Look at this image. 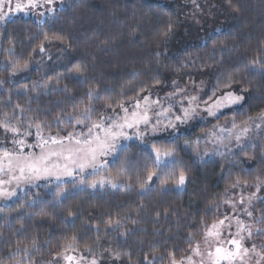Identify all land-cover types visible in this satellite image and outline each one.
I'll return each mask as SVG.
<instances>
[{
	"label": "trees",
	"instance_id": "1",
	"mask_svg": "<svg viewBox=\"0 0 264 264\" xmlns=\"http://www.w3.org/2000/svg\"><path fill=\"white\" fill-rule=\"evenodd\" d=\"M222 1L234 22L213 32L215 21L205 42L173 55L162 51L167 37L181 24L178 12L149 0H73L44 22L31 17L8 21L0 26V81L4 82L0 84V120L5 113L9 118L15 113L12 123L21 132L34 134L38 123L45 134L86 133L84 125L69 123L68 117L79 115L89 103L93 119H99L113 111L105 107L106 101L118 110L119 101L128 105L130 98L168 90L175 81L192 78L208 80L203 99L207 100L218 81L220 90L227 91L223 85L232 76V90L246 89L241 93L245 100L215 121L249 122V117L264 113V0ZM13 64L21 68L27 64V68L13 74ZM77 66L83 76L75 73ZM93 89L99 99L95 95L89 99ZM30 122L33 126L27 128ZM208 126L197 125L150 145L137 140L123 145L108 165V174L120 185L114 190L76 188L73 180L29 189L0 205V260L15 264L10 254L17 246L31 250L17 259H31L34 264H57L69 245L90 260L107 264H171L172 254L177 261L189 255L220 217L237 177L248 184L257 183V176L264 181V136L244 151L195 159L187 147ZM0 132L5 138L13 137L3 128ZM152 144L174 145L179 163L167 168L165 175L183 169L188 177L184 187L162 188L154 177L149 191L140 190L138 181L146 178L147 168L154 167ZM126 182L134 186L124 187ZM58 185L66 190L62 198L55 196ZM258 213V226L264 228L259 222L264 198ZM33 240L39 251L32 248Z\"/></svg>",
	"mask_w": 264,
	"mask_h": 264
},
{
	"label": "snow or ice",
	"instance_id": "2",
	"mask_svg": "<svg viewBox=\"0 0 264 264\" xmlns=\"http://www.w3.org/2000/svg\"><path fill=\"white\" fill-rule=\"evenodd\" d=\"M61 4L64 0H60ZM55 0H43V4L52 5ZM231 3V0H228ZM41 0H15L13 5V0H0V21H5L8 19L11 13H20L26 11H32L38 7H41ZM48 11L54 12V8H49ZM40 15H44L43 12ZM171 25H169V31H171ZM165 36L168 33H164ZM47 39V36L45 37ZM40 51H44L43 45H40ZM256 62H253L255 64ZM264 67V65H261ZM27 68V64L23 68L12 65L13 74L17 71H23ZM75 73L79 76H83V72L79 66L74 69ZM135 75V73H133ZM232 76H229L223 87L228 89L227 91H221L218 86L211 93V96L207 100H200L198 96H191L188 98V106H183V100L177 101L181 104L180 115H170L173 108L172 103H168L165 108L161 105L159 99L153 100L151 94L148 95H138L137 97L131 99L132 111H129V107L125 106L123 101L116 103L115 107L119 108L123 115L115 114L105 117L103 114L100 115L99 119H93V106L89 103L88 106L83 107L79 115H70L68 117V122H75L78 125H84L87 128V132L72 133L69 132L65 136H60L59 133L56 135H49L45 138L41 135V125L35 124L36 128V142L34 144L26 143V140L22 137H27L32 135L31 132L25 130L21 132V127L18 124H13L12 119L16 118L15 113L11 118L5 113V119L0 120V128H3L5 132L13 133L12 143L14 145L13 150L7 148H0V174L8 176V179L0 178V198L11 199L16 196L15 190H6L5 185H11L13 181L16 182V187H19L21 183H32L39 179L55 178L56 180H61L62 177H73L75 181V173L79 171L80 177L76 181L77 186L87 185L91 188H96L98 185L101 187L107 183L112 188H116L120 185L116 183V178H109L107 180H86L84 173L88 170L90 175H98L102 170L107 169L108 161L104 159L109 155H115L118 149L122 148L121 141H127L133 137L128 134V129H134V135L137 139L143 140L149 132L156 133L162 129L171 128L176 132L179 131L178 125L186 124L188 121L194 119L198 115V110L206 112L210 116H217L224 108H230L234 105H240L244 102L245 97L243 94H237L235 90H232V85L234 83ZM4 83L0 81V84ZM59 83V81H56ZM158 84L159 81H156ZM175 83V82H174ZM42 87H47L43 85ZM67 91V89H64ZM141 92L146 91V89H141ZM246 91V89H241V93ZM217 92L220 94L217 95ZM88 97L91 99L94 95L99 99L98 91L93 89L88 92ZM178 95V93H169L168 97ZM152 105L160 106L161 111L156 113L157 118L155 120L149 115V111L152 109ZM203 105V107H201ZM105 107L112 109L115 113V108L112 103L105 102ZM20 113L24 112V109L20 107L19 104L16 105ZM164 116L167 123H163L158 117ZM59 123L64 121L57 118ZM249 120L253 122L256 128L261 127L264 124V113H261L258 117H249ZM259 123H256V121ZM33 124L30 122L27 128H31ZM143 126V130H141ZM250 131V128L245 122V126L241 127L233 119L231 128L217 126L215 130L209 132L207 135L215 137L220 143H223V139L217 134L219 133H229L226 137L228 143L230 144L233 140L237 142V146L240 147L241 151H244V146L240 144L241 138ZM187 147V146H186ZM37 148L38 152L30 151L25 153L24 149ZM151 150L153 153L152 161L153 168L146 169V178L143 181H138V186L142 192L149 191V182L152 181L153 177H157L162 188H168L169 185H174L177 188H182L188 179L186 172L181 169L174 171L171 175H165V170L169 167L175 168L179 163L177 160L176 148L173 146H157L156 144L151 145ZM197 158H202L200 152H194ZM121 173H118V176ZM257 183L253 186L256 191H260L261 185L264 181L261 180L259 176L256 177ZM241 184L247 186L248 181H241L239 177L236 178L235 182L230 185L231 188L235 189ZM124 187L131 188L134 185L131 183H125ZM60 190L55 192L57 198H62L66 195V190L57 186ZM227 191V189H226ZM254 198L250 196L248 198L249 205ZM225 203H231V201H225ZM240 204H244V199L241 197ZM233 207L235 205L233 204ZM243 211L249 217L253 215V212L249 208H244ZM71 215V213H69ZM225 220H229L227 216L225 219L219 220L214 223L211 229L207 232L205 237V243H207V237L212 236L216 238L215 250L209 251L207 253L211 264H222V262H227V264H247L245 257L249 255L250 252L255 253L259 257L256 264H260V261H264V254L256 250V245L252 244L251 247L245 246L243 243L246 239H250L253 236L252 226L246 224L239 217L235 218L236 230L233 234L230 229L232 227L231 222L227 225L228 238L227 240L221 239L224 233L219 230V226L225 225ZM260 223H264V215H262ZM109 225L113 222L108 221ZM135 223V221H133ZM118 226L120 221H115ZM256 233L264 235V228L256 229ZM75 240L76 238L73 237ZM227 243L231 247H224L223 245ZM68 247H72L69 245ZM32 248L36 251L39 249L36 246V241L33 240ZM30 249L20 248L17 246L15 252L10 254V259L15 261V264H34L31 259L21 261L17 259L20 256H28L30 254ZM89 252L92 251L91 248L88 249ZM195 255L200 256V245L196 243V247L193 249ZM65 260L72 261L74 257L64 256ZM119 258V254H117ZM80 259H85L83 256ZM184 259H187L188 264H195L191 256L187 258H181L177 261L174 254H172L171 264H184ZM0 264H5V261L0 260ZM89 264H97L96 259H92ZM200 264H203V259H201Z\"/></svg>",
	"mask_w": 264,
	"mask_h": 264
},
{
	"label": "rangeland",
	"instance_id": "3",
	"mask_svg": "<svg viewBox=\"0 0 264 264\" xmlns=\"http://www.w3.org/2000/svg\"><path fill=\"white\" fill-rule=\"evenodd\" d=\"M73 0H64V3L61 4L60 0H55V3L52 5L43 4V0H41V7H38L32 11H26V12H20V13H11L9 14V17L5 21H0V26L3 27L6 25V23L10 20L16 19L18 17H31L39 22H44L48 18H52L57 10H60L62 8H65L68 6ZM152 2H158L161 4H165L167 6H173L179 16L180 20V26L174 30L165 40L162 54L164 55H173L175 53H178L183 49V47H187L189 45L201 44L205 42L208 39V35L212 34V26L213 23L216 21V28L213 32H220L224 29H227L234 21L233 20V14L231 10H229L224 2L222 0H149ZM26 2V0H24ZM15 3V0H13V5ZM49 8H54V12L48 11ZM43 12L44 15H40V13ZM230 13V16H229ZM210 36V35H209ZM198 38L197 41H195ZM207 38V39H206ZM167 85H171L168 83ZM167 88H169L167 86ZM208 90V80L205 78H192L189 80H179L175 81L173 83L171 89L164 90L162 88L155 90L151 94V98L153 100L159 99L161 102V105H163L165 108L167 107L168 103H172L173 108L171 110L170 115H180V107L181 104L177 101L183 100V106L187 107L188 103L187 100L189 97L195 95L198 96L200 100H203ZM169 93H178V95L173 96L171 98L168 97ZM237 93V92H236ZM241 94V93H237ZM148 95V94H146ZM243 103V102H242ZM241 105V104H240ZM240 105H234L230 108H224L221 112L217 114V116L213 117L208 115L206 112L199 111L198 115L188 121L186 124L178 125L179 131L176 132L175 130L168 128V129H162L160 131H157L156 133L149 132L148 135L144 137L143 140L137 139L134 135V129H128V134L132 136L133 138L127 141H121V145H126L132 140H137L140 142H143L145 144L150 145L154 140L159 138H167L171 135L178 134L179 132H186L188 130L194 129L197 125H209L208 127L202 128L199 130L198 135H196V140L189 144L187 147V150L189 153H192L193 157L197 160H206L208 158H215L220 156H225L227 154L232 155L235 152L240 151V147L237 146V142L233 140L230 144L228 143L226 137L229 135V133H217L222 139L223 143H220L216 140L215 137L207 135L209 132L216 129L217 126L220 127H226L231 128V124L233 119H227L222 121H215L218 120L217 118L221 115H223L226 111L233 109L235 107H238ZM129 107V111H132L131 103L128 105H125ZM203 107V105H201ZM161 111L160 106L152 105V109L149 111V115L152 117L153 120L157 118L156 113H159ZM123 115V112L118 109L115 110V113L113 111H110L107 116L110 115ZM106 116V117H107ZM259 116V115H258ZM256 116V117H258ZM163 123H167V120L164 116L158 117ZM215 121V122H214ZM213 122V123H212ZM237 123V121L235 120ZM256 123H259L257 120ZM241 127L245 126L244 124H238ZM247 126L250 128V131L246 133L240 141V144L244 146V148H247L249 146H255L258 145L261 137L264 136V124L261 125V127L256 128L252 121L247 122ZM188 129V130H186ZM141 130H143V126H141ZM13 134V133H12ZM41 135H43L45 138H47L49 135H56V134H45L41 132ZM61 136V135H60ZM3 138V139H2ZM26 140V143L28 144H34L36 142V132L32 135H29L27 137H22ZM13 137H3L2 133L0 132V148H7L9 150L14 149V145L12 143ZM38 152L39 149L33 148H25L24 152ZM194 152H200L202 158H197L194 155ZM112 155H109L105 157L108 161V165L110 163ZM91 170H88L84 173L86 180H107L109 178H112L110 174H108V166L107 169L102 170L98 175L92 176L90 175ZM75 185L76 188H91L87 185L77 186L76 181L79 180L80 173L77 171L75 174ZM0 178L8 179V176H4L3 174H0ZM154 178V177H153ZM73 177H62L61 180H56L53 178H47V179H39L37 181H33L32 183H21L19 187H16V182L13 181L11 185H5L6 190H15L17 195L12 197L11 199H4L0 198V205H7L12 200H14L20 193H25L29 189L36 188L38 186L44 185V184H56V183H62L67 181H73ZM153 180V179H152ZM152 182V181H151ZM149 182V183H151ZM117 183V182H116ZM119 185V183H117ZM186 184V182H185ZM254 184H248L247 186L241 184L237 188L231 190L228 193V196L226 197L225 201H231V203H225L220 211V217L216 219L214 223H217L219 220L225 219V216L229 218V220H225L224 226H219V230L224 233L223 237L221 239L227 240L228 238V231L227 225L229 222H231V229L230 231L234 234L236 230V222L235 218L239 217L241 220H243L246 224L252 226L253 230V236L250 239H246L243 243L247 247H251L252 244L256 245V250L258 252H261L264 254V235L256 233V229L260 228L258 226V220H259V213H258V205L259 202L264 198V186L261 185L260 191H256V188L253 186ZM185 186V185H184ZM183 186V187H184ZM117 188V187H116ZM116 188H112L109 184L105 183L102 187L98 185L96 188H91L93 190L96 189H110L114 190ZM254 198L251 201V205H249L248 198L250 196H253ZM243 197L244 204H240L239 201ZM233 204L235 207H233ZM244 208H249L253 212V215L251 217L247 216L245 212L243 211ZM211 225V227H212ZM209 229L205 232L203 237L197 242L200 245V256H197L194 254L193 249L189 253V255L183 257L187 258L191 256L192 260L195 262V264H200L201 259H203V264H211V261L207 255L209 251L215 250L216 246V238L212 236L207 237V243H205V237L207 236V232L211 229ZM224 247H231V245H228L225 243L223 245ZM74 247H69L57 260V264H89L91 261L88 259L87 255L84 253H79L74 251ZM64 256H72L74 259L72 261L65 260ZM84 257L85 259H80L81 257ZM181 260V259H180ZM245 260L247 264H256L257 260H259V257L255 255V253L250 252L247 257H245ZM97 264H107L106 262H102V260L96 259ZM179 261V260H178ZM184 264H188L187 259H184ZM222 264H227V262H222ZM260 264H264V261H260Z\"/></svg>",
	"mask_w": 264,
	"mask_h": 264
}]
</instances>
